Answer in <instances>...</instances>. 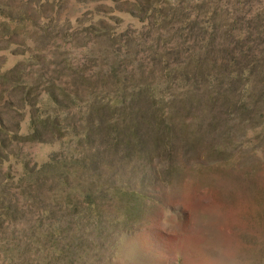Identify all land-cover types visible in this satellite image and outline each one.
<instances>
[{
	"label": "rangeland",
	"instance_id": "obj_1",
	"mask_svg": "<svg viewBox=\"0 0 264 264\" xmlns=\"http://www.w3.org/2000/svg\"><path fill=\"white\" fill-rule=\"evenodd\" d=\"M0 264H264V0H0Z\"/></svg>",
	"mask_w": 264,
	"mask_h": 264
}]
</instances>
